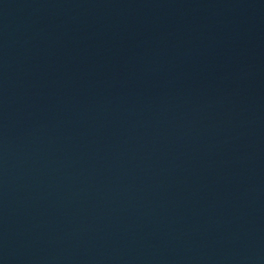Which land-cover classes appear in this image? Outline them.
<instances>
[{
    "label": "water",
    "instance_id": "water-1",
    "mask_svg": "<svg viewBox=\"0 0 264 264\" xmlns=\"http://www.w3.org/2000/svg\"><path fill=\"white\" fill-rule=\"evenodd\" d=\"M0 264H264V0H0Z\"/></svg>",
    "mask_w": 264,
    "mask_h": 264
}]
</instances>
